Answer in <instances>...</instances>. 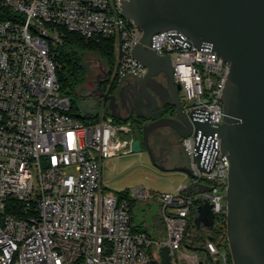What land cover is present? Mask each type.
<instances>
[{
  "label": "built area",
  "instance_id": "built-area-1",
  "mask_svg": "<svg viewBox=\"0 0 264 264\" xmlns=\"http://www.w3.org/2000/svg\"><path fill=\"white\" fill-rule=\"evenodd\" d=\"M65 32L113 40L112 81L148 73L132 54L143 30L122 14V0H0V264H163L164 247L174 264H230L214 240L207 241V256L184 247L204 200L216 217L227 214L230 163L220 137L183 139L190 184L159 194L143 185L127 196L108 190L104 161L132 151L134 138H123L132 129L111 113L88 122L73 114L54 56ZM175 34L155 33L150 47L171 57L184 112L223 122L230 63ZM200 143L206 169L194 159ZM153 198L162 202V239L133 225L132 201Z\"/></svg>",
  "mask_w": 264,
  "mask_h": 264
},
{
  "label": "water",
  "instance_id": "water-1",
  "mask_svg": "<svg viewBox=\"0 0 264 264\" xmlns=\"http://www.w3.org/2000/svg\"><path fill=\"white\" fill-rule=\"evenodd\" d=\"M122 14L143 30L141 43L132 49L134 58L148 68L139 83L143 96L132 95L131 82L115 95L104 91L100 81L87 95L105 99L117 120H129L121 112L126 99L133 103L137 116H150L152 121L144 125L143 137L134 139L132 151L146 149L162 170L168 168L151 146L150 135L155 129L171 127L182 139L192 133L200 134L201 141L204 136H219L221 152L230 163L224 208L233 264H264V0H122ZM170 29L176 31L175 37L182 33L199 47H211L230 63L222 95L223 122L214 124L197 118L196 111L190 116L184 112L171 57L159 55L150 47L155 33ZM161 73L167 86L158 84L156 77ZM167 92L172 100L164 98ZM160 101L173 105L176 117L157 112ZM139 108L147 113H140ZM200 145L194 159L206 169ZM172 170L194 175L189 165H176ZM198 187L212 189L203 183ZM198 212L197 224L214 226L216 216L207 200L199 205ZM162 259L163 264H174L168 247L163 248Z\"/></svg>",
  "mask_w": 264,
  "mask_h": 264
},
{
  "label": "rangeland",
  "instance_id": "rangeland-1",
  "mask_svg": "<svg viewBox=\"0 0 264 264\" xmlns=\"http://www.w3.org/2000/svg\"><path fill=\"white\" fill-rule=\"evenodd\" d=\"M59 47L56 46L54 52ZM95 57L88 63V73L85 80L81 85L77 86V95L67 94L71 100H75V105L80 114L96 113L99 119L102 114L108 115L110 110L105 99L102 97L87 95L90 90L97 87L99 74H106L104 68L106 62L98 58V54H95ZM106 89L107 91H111L110 86L106 87ZM115 89L113 90L114 92L118 90L117 88ZM172 135L171 137L174 138ZM142 137V132L140 133L139 130H131L128 134L123 135V138L127 139ZM150 137L153 151L157 153L161 136L157 131L151 134ZM167 147L169 153L164 164L168 170H162L156 166L146 149L140 152L130 151L121 153L118 156L105 160L103 164L104 186L108 190L119 194L125 190H132L139 185H143L153 190L154 193L159 194L164 191L173 190L181 184H190L192 177L189 174L183 171L172 170L178 164L177 161L181 162L180 165L191 164V159L183 144L172 141L167 144ZM162 212V202L158 198L132 201L133 225L137 228L146 226L151 234L160 239L164 238L166 234V229L164 227L159 229L157 226L158 221H156L158 217H162ZM221 249L226 250L225 247ZM230 264L233 263L230 262Z\"/></svg>",
  "mask_w": 264,
  "mask_h": 264
},
{
  "label": "trees",
  "instance_id": "trees-1",
  "mask_svg": "<svg viewBox=\"0 0 264 264\" xmlns=\"http://www.w3.org/2000/svg\"><path fill=\"white\" fill-rule=\"evenodd\" d=\"M55 50V49H54ZM95 54H98V58L106 62L105 70L108 75L107 80L105 81V90L106 87H109L112 82V74L115 68L116 62V52L114 49L113 40L104 39L99 42L87 41L84 37L74 32H65L64 42L60 47L54 52L55 60L59 64L57 75L61 84V91L65 94L77 95V86L81 85L86 78L88 73V63L92 61L95 57ZM92 66V65H90ZM116 82H119L117 79L114 80L112 84L111 91L118 87ZM73 105V114L78 116L82 121H97L98 115L96 113H86L80 114L78 108L75 105V100L72 99ZM118 122H122L118 120ZM134 131L139 130V125L133 124ZM141 128V127H140ZM142 129V128H141ZM139 130L140 133L142 132ZM127 190H125L126 192ZM124 192V191H123ZM122 192V195H123ZM128 195V193H124ZM14 202V201H13ZM20 206V205H19ZM227 217L225 214L217 216L214 226H207L205 224H197L196 219H193L189 227L188 235L186 237L184 247L186 249L195 250L201 253L204 256H207L206 244L210 237H214V241L222 248L225 247L229 260L231 263L232 256L229 249V242L227 237ZM134 221V218H133ZM157 226L159 229L165 228V223L163 217H158ZM135 229L148 231L146 226H142ZM149 232V231H148Z\"/></svg>",
  "mask_w": 264,
  "mask_h": 264
},
{
  "label": "flooded vegetation",
  "instance_id": "flooded-vegetation-1",
  "mask_svg": "<svg viewBox=\"0 0 264 264\" xmlns=\"http://www.w3.org/2000/svg\"><path fill=\"white\" fill-rule=\"evenodd\" d=\"M107 77L108 75L105 74V75H102L101 73L99 74V79H98V82L100 81L101 83V87L103 88L104 91L105 90V81L107 80ZM157 81H158V84L161 83L165 86H167V79L165 77V75L163 73L159 74L157 77H156ZM128 82H131L132 84L129 85V90L131 91L132 95H134L136 98H141L143 96V91H142V88H140L139 86V83H140V80L136 79V78H133V79H127L126 82H116V87L118 90L116 92L113 91V93L110 92L109 90V93L110 94H115V95H118L119 93V89L127 84ZM114 83V81L111 82V85ZM160 86V85H159ZM116 90V89H115ZM178 93H179V96H180V99L182 101V104H183V89L182 87H178ZM153 92V91H152ZM156 97L157 95L154 94ZM135 98V99H136ZM164 98L166 100H172V94L171 93H164ZM160 103V107L158 109L157 112H160L162 111V116L163 117H176V109L173 105L171 104H163L161 101L159 102ZM133 103L131 102V100L129 99H126V105L125 107H121V112L124 116L128 117L129 120L127 121H122L121 123H128L130 126H131V129L134 130L133 128V124H137L139 125V130L141 129L142 131V135H143V127L145 124L149 123L152 121L151 117L150 116H147V117H144V116H137L136 115V110L133 109ZM139 112L140 113H147V111L143 108H139ZM121 121V120H120ZM141 127V128H140ZM160 134V143H159V147H158V152L156 153L157 155H159L161 157V159H163V161L165 162L168 158V147H167V144L171 143L172 141L174 142H177V143H182L183 139L179 136V134L174 130L172 129L171 127H159L157 129H155L154 131H152L151 134H154L155 132H157ZM171 134H173L172 136H174V138L171 137ZM151 136V135H150ZM200 224H204V223H200Z\"/></svg>",
  "mask_w": 264,
  "mask_h": 264
},
{
  "label": "crops",
  "instance_id": "crops-1",
  "mask_svg": "<svg viewBox=\"0 0 264 264\" xmlns=\"http://www.w3.org/2000/svg\"><path fill=\"white\" fill-rule=\"evenodd\" d=\"M177 163H178L177 165H180L181 162L177 161Z\"/></svg>",
  "mask_w": 264,
  "mask_h": 264
}]
</instances>
